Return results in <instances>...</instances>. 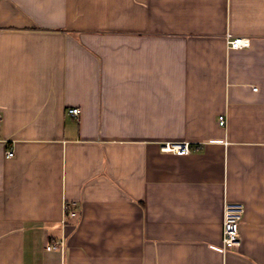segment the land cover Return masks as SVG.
<instances>
[{
    "label": "crops",
    "instance_id": "0c3cea01",
    "mask_svg": "<svg viewBox=\"0 0 264 264\" xmlns=\"http://www.w3.org/2000/svg\"><path fill=\"white\" fill-rule=\"evenodd\" d=\"M0 114V264H264V0H0Z\"/></svg>",
    "mask_w": 264,
    "mask_h": 264
},
{
    "label": "built area",
    "instance_id": "2783aa9c",
    "mask_svg": "<svg viewBox=\"0 0 264 264\" xmlns=\"http://www.w3.org/2000/svg\"><path fill=\"white\" fill-rule=\"evenodd\" d=\"M227 43L231 48L246 47L249 45L247 38L238 36L233 39H228ZM255 89V87L253 88ZM67 112L70 115L77 116L79 114L78 107H70ZM1 122V114H0ZM218 123L224 125L225 119L223 115H219ZM162 149L165 151H174L180 154H186L189 152L190 148L187 142H167L162 145ZM6 157H12L14 152L12 149H7L5 151ZM73 202H65L63 204L64 214L67 217H75L77 215L76 209L73 207ZM244 213V205L238 201H226L223 208L222 225H221V240L222 248L224 250H230L238 247L240 245V231L239 226L242 222ZM60 243H49L46 245L47 250L59 249Z\"/></svg>",
    "mask_w": 264,
    "mask_h": 264
}]
</instances>
